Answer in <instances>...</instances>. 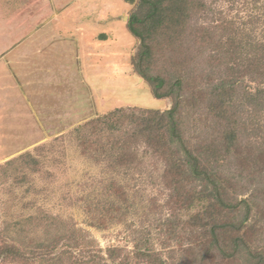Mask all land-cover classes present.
<instances>
[{
	"label": "rangeland",
	"instance_id": "374dc122",
	"mask_svg": "<svg viewBox=\"0 0 264 264\" xmlns=\"http://www.w3.org/2000/svg\"><path fill=\"white\" fill-rule=\"evenodd\" d=\"M137 1L0 0V243L7 232V222L47 212L71 224L89 245L104 250L117 242L123 245L127 255L132 245L124 244V235L119 233L132 221L147 225L138 217L143 205L145 211L153 209L154 217L178 224V230L169 239L166 233H157L159 227H153L151 232L153 248L164 264H245L242 259L224 261L208 251L207 232L202 226L212 223L211 218L217 215L212 210V201L204 197L206 189L201 196L192 197L203 190L199 183L157 185L146 177L142 182L133 177L119 180L115 177L122 175L108 169L106 163H97L81 154L74 130L88 121L116 109L164 112L174 105L171 97L155 99L148 82L134 70L133 60L140 41L129 32L127 22ZM203 2L204 14L192 17L186 24L196 23V28L202 25L205 31H210L212 48L207 60L222 64L226 70L215 76L204 65L205 54L196 58L184 86L180 111L188 128L196 126L199 137L208 134L211 143H220L223 128L226 124L234 126L236 120H228L229 123L213 120L205 110H198V106L205 99V79L224 80L233 67L229 58L231 47L226 44L228 54L226 49H221L226 37L216 27L225 23L229 26L236 15L243 13L231 0ZM194 10H202V6ZM196 28L191 32L195 33ZM186 35L180 36L181 47L178 41L163 36L151 42L153 73L159 68L164 72L185 71L186 63L190 62L178 53L185 49ZM199 40L196 39V48L204 45ZM244 80L246 83L247 77ZM246 110L243 115L249 118L250 108ZM194 112L203 115L189 117ZM186 136L192 138V132L186 131ZM244 138L245 134L238 136L242 147L238 154L242 156L241 151H247L249 156L252 152L245 148ZM26 154L41 162L37 172L27 173L23 167L15 170L7 165ZM240 160L243 169L251 170V161L245 157ZM145 162L146 171L152 176L161 174L160 163L148 159ZM230 165L226 186L239 193L238 200L248 198L252 183L247 182L246 188L239 190L236 183L239 171H234V163ZM248 172L260 179L262 190L264 172ZM99 197L103 204V197L106 198V207L113 200L119 202L118 225L114 226L112 221L117 211L104 213L106 228L103 216L99 220L98 213L88 212L87 206L96 204ZM132 203L136 206L135 215L125 214L126 205ZM258 211L261 210L252 211L250 222L258 218ZM196 217L198 221L193 224ZM98 224L103 228L99 229ZM0 264L11 263L2 260Z\"/></svg>",
	"mask_w": 264,
	"mask_h": 264
},
{
	"label": "trees",
	"instance_id": "16d2710c",
	"mask_svg": "<svg viewBox=\"0 0 264 264\" xmlns=\"http://www.w3.org/2000/svg\"><path fill=\"white\" fill-rule=\"evenodd\" d=\"M231 2L243 15H236L229 26L225 23L216 29L226 37L221 49H226V44L231 47L229 58L233 67L229 69L230 76L224 80L213 82V77L205 79V99L198 106V110H205L213 120L225 123L236 120L234 126L226 124L227 127L223 128L220 143H211L208 134L199 137L196 126L188 128L180 111L184 86L189 81V72L196 58L205 54L204 65L209 66L215 76L226 70L222 64H211V60H207L212 48L210 31H205L202 25L196 28V23L186 24L192 17L204 14L203 0H138L127 22L129 32L140 41L139 52L133 60L135 72L148 82L155 99L171 97L173 107L164 112L116 109L88 121L74 132L81 154L97 163H106L108 169L122 175L115 177L119 180L133 177L142 182L146 177L157 185L171 183L178 186L186 182L190 186L199 183L203 190L192 197L201 196L206 189L208 192L204 197L212 201V210L219 217L211 218L212 223H203L202 226L207 232L208 251L224 261L242 259L245 264H264V182L261 190L260 179L248 172H264V0ZM197 6H202V10H194ZM195 28L196 32H191ZM183 33H187L188 38L185 39V49L182 47L183 53L180 50L178 54H184L185 60L190 62L186 63L185 71L164 72L157 68L159 71L153 73L151 42L163 36L167 40L178 41L181 47L183 42L179 40ZM206 38H209L208 42ZM196 39L204 45L196 48ZM225 52L228 54L227 49ZM244 77H247L246 83ZM247 107L251 111L249 118L244 116L248 112ZM194 113L189 117L203 115ZM189 130L192 138L186 136ZM240 134H245V148L252 152L249 156L247 151H241L242 156L238 154ZM244 157L251 161V170L243 169L240 159ZM145 159L160 163L161 174L156 177L146 171ZM230 163L235 164L234 171H239L236 181L239 190L245 189L247 182L253 185L246 199L238 200L239 193L226 186ZM40 164L37 158L26 154L7 165L17 168L15 170L23 167L27 173H34ZM17 183L20 185L22 181ZM101 199L99 197L96 204L88 205V212L98 213L99 220L103 216V227L106 228L104 213L117 211L112 221L114 226L118 225L119 202L113 200L106 207L108 201L103 197V204ZM145 208L140 206L142 214L138 217L147 223L146 226L132 221L126 229L120 230L124 244L132 245L127 255L123 245L117 242L104 250L89 245L75 233L71 224L44 212L7 222V232L0 243V261L8 260L11 264H131L133 261L135 264H164L153 248L151 232L153 227H159L157 233H166L169 239L178 230V224L175 221L169 223L159 216L156 218L152 215L153 209L145 211ZM255 208L261 211H258V218L250 222ZM126 209L125 214L135 215L134 203L126 205ZM193 221L195 224L197 217ZM97 227L103 228L102 224Z\"/></svg>",
	"mask_w": 264,
	"mask_h": 264
}]
</instances>
